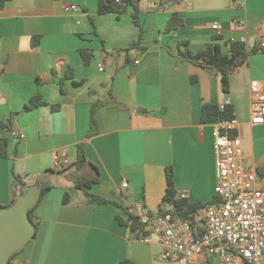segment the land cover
Listing matches in <instances>:
<instances>
[{
  "label": "crops",
  "instance_id": "crops-1",
  "mask_svg": "<svg viewBox=\"0 0 264 264\" xmlns=\"http://www.w3.org/2000/svg\"><path fill=\"white\" fill-rule=\"evenodd\" d=\"M136 5V18L133 6L101 14L99 0H11L0 9V139L8 143L0 208L13 204L16 176L42 190L32 210L37 233L10 264H178L162 259L156 240H133L118 218L157 216L168 169L178 196L192 204L216 200L217 155L213 123L201 119L205 106L229 103L242 164L264 172V125L252 124L250 93L252 81L264 86V0ZM173 15L184 23L167 31ZM240 38L256 52L233 72L228 94L217 74L179 56L215 43L228 52L230 40ZM34 97L45 104L29 110ZM81 143L88 163L77 169ZM56 157L68 164L56 169ZM96 178L87 191L110 203H90L78 187Z\"/></svg>",
  "mask_w": 264,
  "mask_h": 264
},
{
  "label": "built area",
  "instance_id": "built-area-1",
  "mask_svg": "<svg viewBox=\"0 0 264 264\" xmlns=\"http://www.w3.org/2000/svg\"><path fill=\"white\" fill-rule=\"evenodd\" d=\"M122 3V0H115ZM77 11V6H72ZM243 22H239L242 25ZM218 34L222 26L213 25ZM247 45L246 38L231 39ZM260 47L264 49V40ZM253 125H264V86L259 81L250 84ZM226 102L221 109L228 105ZM239 122L230 120L213 123L215 153L217 155L216 200L199 209L191 220L173 219L171 215L155 217L144 213L141 223L150 235L133 239L146 244L155 240L162 247L163 260L178 264H209L219 259V264H262L264 262V188L257 183L264 173L246 168L241 158L243 143L240 135L233 136ZM55 168L61 169L68 160L55 159ZM26 177L24 181H28ZM128 187V183H123ZM186 199V195H180Z\"/></svg>",
  "mask_w": 264,
  "mask_h": 264
},
{
  "label": "trees",
  "instance_id": "trees-1",
  "mask_svg": "<svg viewBox=\"0 0 264 264\" xmlns=\"http://www.w3.org/2000/svg\"><path fill=\"white\" fill-rule=\"evenodd\" d=\"M11 0H0V9L4 8L8 2ZM137 0H122V3H116L115 0H99V11L101 14H108V13H116L122 14L126 11L129 6H133L136 10L134 18H136L138 13L137 8ZM184 21L179 18L177 15H173L168 23L167 31L171 30H178ZM134 46V45H133ZM256 49H250L246 44L240 42H230L229 43V51L225 52L220 43L210 44L199 53H192L189 50H184L179 52V56L183 59L189 61L190 63L201 67L211 73L217 74L221 79L222 91L226 94L230 91V77L233 72L245 65L249 57L252 53H255ZM45 102L40 97H34L30 103L28 104L27 108L29 110H33L35 108L44 105ZM97 105L93 106L92 111V118L96 113ZM233 118V110L231 106L225 105L223 109L221 106L217 105H210L205 106L202 111V121L205 123H216L218 121L230 120ZM95 120L92 121V124ZM94 134L93 129L90 130L87 138L92 137ZM85 143H81L78 146V158L75 164L77 169H82L87 163V156L85 151ZM7 147L8 143L4 139H0V158L7 156ZM95 168V167H94ZM260 171V170H259ZM264 173L263 171H260ZM99 182V179L94 180H86L82 182H78V187L84 191V194L87 200L90 203L96 204H108L110 201L103 199L97 195H93L87 191L91 187L92 184ZM25 186V182L21 177L16 176L14 183H13V192H14V201L19 195V190ZM50 187L46 188L44 192L49 190ZM13 201V203H14ZM64 204L70 203V196L66 194ZM164 206H169V210H164ZM203 204L200 203H189L186 199H181L178 196L174 179H173V171L172 169H168L167 171V188L165 195L163 197L162 205L159 207L158 215H166L169 214L175 220L177 219H184V220H191L202 208ZM33 211L30 212V217L36 226V233L38 230V224L34 221L33 218ZM157 215V216H158ZM120 223L124 226L129 227L131 238L138 239L142 235H150V231L147 230V226L142 225L140 219L141 216L131 213L130 217L127 221H123L122 219L118 218ZM36 235V234H35ZM119 264H134L131 260L125 259L121 261Z\"/></svg>",
  "mask_w": 264,
  "mask_h": 264
},
{
  "label": "water",
  "instance_id": "water-1",
  "mask_svg": "<svg viewBox=\"0 0 264 264\" xmlns=\"http://www.w3.org/2000/svg\"><path fill=\"white\" fill-rule=\"evenodd\" d=\"M42 190L23 187L14 203L0 208V264H10L36 234L30 212L38 204Z\"/></svg>",
  "mask_w": 264,
  "mask_h": 264
},
{
  "label": "rangeland",
  "instance_id": "rangeland-1",
  "mask_svg": "<svg viewBox=\"0 0 264 264\" xmlns=\"http://www.w3.org/2000/svg\"><path fill=\"white\" fill-rule=\"evenodd\" d=\"M78 176L82 177V173H79ZM153 212H155V210H152Z\"/></svg>",
  "mask_w": 264,
  "mask_h": 264
}]
</instances>
